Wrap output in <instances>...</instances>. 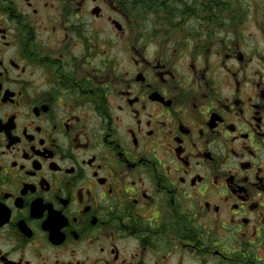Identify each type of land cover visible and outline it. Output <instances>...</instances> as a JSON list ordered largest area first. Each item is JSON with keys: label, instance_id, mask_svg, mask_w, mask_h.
<instances>
[{"label": "flooded vegetation", "instance_id": "flooded-vegetation-1", "mask_svg": "<svg viewBox=\"0 0 264 264\" xmlns=\"http://www.w3.org/2000/svg\"><path fill=\"white\" fill-rule=\"evenodd\" d=\"M0 264H264V0H0Z\"/></svg>", "mask_w": 264, "mask_h": 264}, {"label": "rangeland", "instance_id": "rangeland-1", "mask_svg": "<svg viewBox=\"0 0 264 264\" xmlns=\"http://www.w3.org/2000/svg\"><path fill=\"white\" fill-rule=\"evenodd\" d=\"M127 24V23H126Z\"/></svg>", "mask_w": 264, "mask_h": 264}]
</instances>
